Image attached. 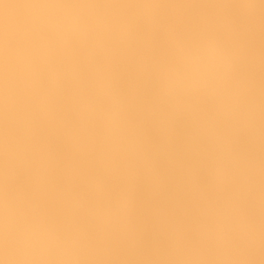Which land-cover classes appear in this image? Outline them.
Returning <instances> with one entry per match:
<instances>
[{
  "label": "clouds",
  "instance_id": "9594fccd",
  "mask_svg": "<svg viewBox=\"0 0 264 264\" xmlns=\"http://www.w3.org/2000/svg\"><path fill=\"white\" fill-rule=\"evenodd\" d=\"M103 7L45 0L20 37L0 38V59L18 57L32 89L0 161V264H91L121 252L147 264H228L249 255L264 224L257 199L264 193V122L246 71L240 19L182 53V65L153 71L152 135L137 102L113 80L78 81L68 117L81 133L74 148L83 156L54 179L56 158L34 130L49 115L39 90L55 83L39 50L52 39L86 50L106 36L134 40L130 27ZM14 87L10 75V94ZM140 178L169 204L152 229L137 215ZM18 182L21 192L12 187ZM192 201L199 207L189 220ZM44 203L58 206L68 223L54 222Z\"/></svg>",
  "mask_w": 264,
  "mask_h": 264
},
{
  "label": "rangeland",
  "instance_id": "374dc122",
  "mask_svg": "<svg viewBox=\"0 0 264 264\" xmlns=\"http://www.w3.org/2000/svg\"><path fill=\"white\" fill-rule=\"evenodd\" d=\"M41 1L42 2H38V0H30V3H29V0H27L26 1V4H25L24 3L25 2L24 0H21V1L17 0V1H14L15 4H14V6H12L13 4H10V3H12L13 0H8V1L7 0H0V16H2L3 19L5 18L4 21L9 18V20H7V21H9V22L11 21L12 23L14 22L15 24L19 23L18 26H17L18 30L15 32L16 34L12 33L16 29L13 30V29H11V28L8 27V26L11 25L10 24L11 22L8 23V26H6V27L9 28V31L10 30H12V31L8 32V28L6 29V31L3 30L2 32H5V33L3 34L1 32V35H0L1 37L0 38H3L4 37L3 35L6 36L8 33H12V35L14 34L13 37H17V35H18L17 33H19V34L22 35L24 33V31H25V26L23 27L22 24L25 25V22L27 24V22L31 20L30 18L33 17V13H32L33 11L32 10H36L35 6L38 5V4H40V3L45 2V0H41ZM54 1L50 0L51 3L52 2H54V3H63L64 2V0H58L60 2H56L57 0H54ZM84 1H86V0H83L82 2L84 3ZM87 1L84 4H87ZM106 1L102 2V0H98V1L97 0H91V1H88V2L91 5H98L99 4L101 6L106 7V5H105V3H107ZM16 2H18V5H19V6H17L18 8H16V6H15L16 5ZM47 2H48V0H47ZM70 2H68V3H70ZM76 2H78V3H76ZM76 2H74V3L80 4L79 3L80 0H77ZM113 2H114V0H113ZM113 2H112V0H110V2H109L110 4L111 3L113 4V7H112V16L117 21H119V22H121L123 24L128 25L130 27V31H131L132 35L135 37V39L125 42V41H122L119 38V36H116V35L112 36V57L113 56L115 57V58L113 57L112 60L116 59L118 62L121 61L123 64H125L127 66H130L131 65L134 68L135 67H138V66L140 68V67H142V64H143V68L146 70V75L148 74L147 75L148 79H146L147 82L149 81V72H150V74H152L153 71L156 68L160 67L161 65L169 66V67H173L174 64H175L174 67H176L177 65L178 66L179 65H182V63H183L182 53L187 52L189 49H191L192 47H194L195 45H197L202 39L217 34V31L219 30V28H220L221 25H227L231 21H234L236 19H240L243 22V30L241 32L240 39H241V42L243 44V47H244V50H245V54L246 55H250L251 57H252L251 54H254L253 56H255L256 58H258L259 57L257 55V53H258L259 55L262 56L261 58H259V61L255 57H253V58L255 59V61L257 60L259 62V63L256 62L257 64H260V61L263 62V63L261 62V64L259 66H257V67L254 64L255 67L258 69V71L261 69L260 72H257V69L256 68H255V71H253V74L254 73L257 74V77L258 78L255 77L256 76L255 74H254L255 75L254 78H251L250 76H249V78L251 79L252 84H254L253 86L256 85L255 86L256 92L258 90V86H260V85H261L259 87L260 91L261 92H264V74H263L264 73L263 72L264 70H262V69H264V60H263L264 59V57H263L264 56L263 55L264 54V3H261V0H124V1L123 0H120V1L117 0L114 3ZM7 3H9L8 5H11L13 9H14V7L16 8V9H14L15 12L14 13L12 12V15L14 16L13 18H12V16L10 17L9 15H7V11H6L7 8L4 9L6 6H8ZM20 3H22V4H20ZM65 3H66V0H65ZM109 3H107V4H109ZM24 4L26 6L28 4V7H26V6L23 7V11L24 12L21 14L20 13L21 12L20 10L22 8H20V5H24ZM29 4H30V6H29ZM4 5H6V6L4 7ZM11 6H10V8H11ZM19 8H20V10H19ZM13 9H11V11H13ZM24 9L27 10V11H25ZM113 9H115V10H113ZM16 10H17V12H16ZM18 10H19V12H18ZM103 10L107 12V10H105L104 8L102 9V11ZM9 11H10V9H9ZM25 12H27V13L25 14ZM34 12H36V11H34ZM16 13L21 14L22 17H20L17 14V16H18L19 19L17 18L15 20L14 18L17 17L16 16ZM10 15H11V13H10ZM23 15L26 18V19L24 18L26 20V21L24 20L25 22H23ZM154 15H155V17H153ZM195 15H196V17H195ZM2 17H0V18H2ZM192 17H194V18H192ZM197 17H199V18H197ZM204 17H206L204 20L201 19V18H204ZM216 17H218V18H216ZM21 18H22V21L20 22L19 20H21ZM196 18L199 19V20H197ZM3 19H1L0 22L3 23ZM7 21H5L6 24L4 22L3 25H7ZM6 27L5 26L2 27V24H1V27L0 28L4 29ZM12 35H11V37H12ZM21 35H18V37L21 36ZM9 36H10V34L8 36H6V38L9 37ZM104 38H106V43H109L108 38L107 37H104ZM104 38H102V39H104ZM121 42L123 43V45H121L122 48L119 47L120 45L118 44V43L121 44ZM43 46L45 48L43 47L44 49L41 48L39 50V54H40V56L42 58V61H43L44 65H45V63L47 64L48 60H49V62L51 60H53L51 62V64L50 63L47 64V66L50 65V67L52 66L53 68L51 70L48 69L49 67L48 68L46 67V68L48 70V73H50L49 75H55V77L58 79L57 80L54 76H52L51 78L54 80L55 83H54V85L48 86L47 88H49L50 91H51V88L53 86L55 87L58 84L56 86V88H55L57 92L54 93V91H53L54 88H52V92H53V95L55 94L57 96L58 100H61L62 101V105L63 106L62 105L60 106L61 101L55 100L56 98L53 99V97H55V95L52 96V95H48L47 94L49 97L52 96V99H51V97L50 98L48 97V98L51 101H55L54 104L56 103L57 105L53 106L54 105L53 102L52 103L51 102H46L45 103V101L44 100L43 101L48 106V109L49 110L51 109L50 110L51 112H53V110L54 111L56 110V112H57V110H59V109H60V111H65L67 109H68L67 111H69V107H70V105H68L69 102H67L68 100L65 101L64 99L69 98V96L71 95V90L72 89L74 90L75 86L78 83V81H77L78 79H75L76 77L74 78V80L76 81L75 86H73L71 84V83H73L74 80L73 81L72 80H67L68 79V77H66L67 74L69 72L71 73V69L70 70L68 69L69 66H70L68 63H70V61L73 60L74 61L73 64L76 65L77 62L79 64V61L81 62V57H79V56H81L83 53L85 54V52H83L84 48L80 44L74 43L72 41H69V40H59V39H56V40L55 39H52L50 41H47ZM93 48L95 49V46ZM93 48H91L90 50H92ZM115 48H116V50H117V48H119V49L116 51ZM131 49L133 51H135V53H138V54H133L132 53L133 51H131ZM114 50L116 52H114ZM118 51H119V53H118ZM120 51H121V53H120ZM113 52L116 55H113L114 54ZM66 53H68V54H66ZM249 53H251V54H249ZM260 53H262V54H260ZM33 54H36V50L35 49H33ZM70 54H72V57H71ZM117 55H118V57H116ZM121 56L122 57H127V58L126 59L125 58L123 59ZM132 56H133V58H132ZM250 56H247V57H250ZM48 57L50 59H48ZM54 58H55V60H59L60 61L59 64H57L58 62L57 63L54 62L55 61ZM128 58H130V59H128ZM127 59H128V61H127ZM254 59H252V60H254ZM248 60H250V58ZM248 60H247V64H249L248 63ZM117 61H115V63H118ZM166 61L169 62V64ZM255 61H252V63H255ZM155 62H157V63H155ZM135 63H137L138 65L137 64L135 65ZM148 63H150V64H148ZM52 64L53 65L55 64L56 66L58 65L55 68H56V70H59V69L60 70L59 71L53 70L55 68H54V66ZM119 64H121V63H119ZM67 65H69V66H67ZM145 65L146 66H149L150 69L153 70V71L149 70V67H146ZM254 65H248V66L252 68V66H254ZM64 66H67V68L64 67ZM154 66H155V68H154ZM248 66L246 67V71H247ZM261 66H262V68H260ZM63 67H64V69H63ZM143 68H141V69H143ZM77 69H78V67H77ZM16 70H19V71L16 72L19 75H17L15 73ZM52 70L54 71V74H53V71ZM248 70H250V69L248 68ZM7 71H8V73L10 75L12 73L13 74H16L15 75L16 77L13 74L12 75L14 76V78H17V79H14V80H17V81H15V87L13 89L14 92L12 91V95L10 93H8L9 91L7 89L8 88V79H9V76H8L9 74H6ZM20 71H22V68H21V66L19 64V58L18 57H14L13 60L10 61L9 63H5V61L3 59H0V73H1L0 74V78H1L0 79V87L1 88L3 87V89L0 88V97H1L0 98V101L2 102L3 98L6 99L5 98V95L7 93H8V95H6V96H9V97H7L6 100H3V103L0 102L1 103V105H0V110H1L0 111V125H1V122H2L1 120H3L6 116L8 117V118H5V120H3V122H2V124L3 125L5 124V125L4 126L2 125L3 127L0 126L2 128V129H0L1 137L3 136V139L2 140H4V138L6 137L5 140H4V142H6V140L8 139L7 137H9V136H7V135H9V134H7V132H10V130H9L10 128L8 129L7 132H3V129H4V127H6L4 129V131H6L7 128H8L7 126H10L9 124L8 125H6V124L9 123V120L12 118V116H13V118H15L18 115V110H16V108L18 106L17 109H19L20 104H21L20 102H22V99L20 97L21 96H24L26 92H30L32 90L31 87L29 86L30 84H27L28 83L27 81H25V80L21 81L24 78H21L20 77V76L23 77V74ZM55 71H56V73H55ZM250 71H252V69ZM57 72H59V73H57ZM64 72H66V73H64ZM249 72H247V75H248ZM58 74H59V77L57 76ZM60 74L62 75L61 78H60ZM250 74H252V72H250ZM253 74L251 76H253ZM259 74H260V76H259ZM7 76H8V78H7ZM19 78H20V80H19ZM69 78H70V74H69ZM59 79H61V80H59ZM19 81L21 82V84H20ZM75 81H74V83H75ZM260 81L263 82V87H262V84L261 83L260 84L257 83V82H260ZM66 82H71L69 84H71L74 88H72L70 86L72 89L69 88V91H68L67 88L69 86H67V85H69V84H67ZM3 83H5V85L2 86L1 84H3ZM24 83H25V85H24ZM65 84H67V85H65ZM19 86H21V87H19ZM27 86H29V87H27ZM62 86L64 87L63 90H62V88H63ZM60 87H62V88H60ZM65 87H66V89H65ZM43 89L44 88L40 89V91L43 90ZM3 90H5V91H3ZM66 90H67V92H66ZM255 90H254V87H253V92H255ZM2 91H3V93H2ZM40 91H39V94H41L42 92H43L42 94H44V91L49 92L47 89L46 90H43L42 92H40ZM52 92H51V94H52ZM58 92H60L62 94L63 93L66 94V93H69V92L70 93L67 94L66 96L64 94L63 96H65L66 98H64L62 96L64 98L63 99L59 95L60 93L58 95L56 94ZM42 96H41V98H42ZM45 96H46V94H45ZM45 96H43V97H45ZM59 96H60L61 99H59ZM11 99H13V100H11ZM255 100H256V104L258 106V102H260V99H257L255 97ZM16 102H17V105H16ZM65 102L68 103L67 104L68 106L66 104H64ZM261 102H263V104L260 103L257 108H261L262 109L261 111H263L264 110L263 109L264 108V99ZM7 103H8V105H9L10 108L8 107ZM3 104L4 105L6 104V105L4 106ZM65 105H66V109H62V108H65ZM5 107H6V109H5ZM14 107H15V109H14ZM9 110H12V111H10V113H13L12 116H10L11 114H9ZM258 110H260V109H258ZM4 111H6L8 114L7 113H4ZM258 112H260V111H258ZM263 112L261 113L262 115H264ZM57 114L59 115L58 118L57 117H54L55 116V112H54V114L52 113V115H53L52 117L54 119L51 118V116H48L47 122H44V124L46 125V124H48V120H51V123H50L51 125L50 124H48L46 126H44V124L40 125V127L41 126L42 127L44 126L43 127L44 129H41V130H43L41 134L40 133L38 134L37 131H36V133L38 135H40L43 138L45 137L44 138L45 140H43V141L46 142V144L48 143V145L45 144L46 146H49L50 144L51 145L53 144V143H50L49 144V141L50 140L47 139V137H49L50 139H52V137H53L52 134L55 133L52 130L54 129V131H55L56 126H59V124H56V123H59V122L61 123L63 121V115L64 114L59 113V111L57 112ZM3 115H6V116H4V118H3ZM259 116H261V115H259V113H258V117ZM56 118L57 119L60 118V119L57 120ZM262 118H263V121H262ZM260 119H261V122H264V117L263 116L259 117V120ZM6 120H7V122H6ZM14 120H10V121H14ZM10 124H11V122H10ZM61 125H62V127L65 126V125H63V123H61ZM35 127L38 128V129L35 128L36 130H40L39 126H35ZM52 127H53V129H52ZM64 128L67 129V127H64ZM64 128H57L59 130L58 132L60 134H63V132L66 131ZM61 129H63V130H61ZM4 133L7 134V135L5 136ZM45 134H47V135H45ZM1 137H0V141H1ZM59 139H60V137H59ZM60 140L61 141H59V143L61 142L62 144L61 143L60 144L63 145L62 139H60ZM4 142L1 141V143H0V151L2 153L4 151V147L3 146H5V144H3ZM57 142L54 140V144H56ZM60 144H58L56 146H58V148H59L60 147L59 146ZM49 147L51 149V146H49ZM1 148H3V150H1ZM52 149L55 150V146H53ZM52 149H51V151H52ZM1 152H0V154H1ZM53 155H54V157L56 156L55 154H53ZM1 156L3 157V154L0 155V158L2 159ZM57 160L59 161V158L56 159V164L58 163ZM64 173H63V175H64ZM13 186L16 187V190L18 189V192H21L22 189H24V185H23L22 182H18L17 184H15ZM18 186H20V187H18ZM2 187L3 186L0 185V195L3 194V188ZM197 204H195V206H194L193 205V202H192L191 205H193V207L192 208L190 207V208L191 209H195V208L197 209V207H199V206H196ZM52 206L55 209L58 208V207H55V205H52ZM55 209H53V208L51 209L50 208V210L51 211L54 210L55 213H57V211L61 210L60 208L57 211ZM49 212L50 211H48V213ZM55 213L54 212L52 213L54 217L56 215ZM194 213H195V210L190 213V215H189L190 218L192 216L194 217ZM0 214H2V212ZM49 214L51 215V213H49ZM61 214H63V213H61ZM57 216H59V215H57ZM57 216L54 218V220L57 218ZM59 217L61 218L62 215L59 216ZM0 219H1V217H0ZM261 225L262 224L258 223L257 229L258 230L260 229L261 232L263 230V232H264V229H263L264 228V226H263L264 224L262 226ZM261 232H259V233H261ZM259 233L256 230L255 235H258ZM122 254L124 255V253H122V252L116 254V255L120 256V258L117 257L118 260H116L114 257L111 258V256L107 260H106V257H97V258L94 259L96 261L93 260L95 262L93 264H96L97 261L99 263V260L101 261L99 264H102V260L103 259L106 260V261L103 260V262H106V263H103V264H107L108 263L107 261L112 262L113 259H115L117 262L119 261L118 263H120V264H124V263L127 264L128 260L130 261V259H131V262H132L131 264H133V263H135V264H147V262L144 261V260H142V259L130 258L128 255H124L123 257H121ZM126 256H128V259L126 258ZM110 258L112 259L111 261H110ZM133 259H135L134 260L135 262L133 261ZM123 260H124V263H123ZM93 261H91V263ZM116 261L115 262H112V263L115 264V263H117ZM128 263L130 264V262H128Z\"/></svg>",
  "mask_w": 264,
  "mask_h": 264
},
{
  "label": "bare ground",
  "instance_id": "6f19581e",
  "mask_svg": "<svg viewBox=\"0 0 264 264\" xmlns=\"http://www.w3.org/2000/svg\"><path fill=\"white\" fill-rule=\"evenodd\" d=\"M8 1V0H7ZM14 1H17V0H13V2L12 3H10V4H13L12 6H14V4H15V2ZM19 1H21V0H19ZM25 2V4H26V1L27 0H24ZM52 1H54V0H52ZM71 0H66V3H68V2H70ZM77 1V0H76ZM75 0H72L70 3H74V2H76ZM83 0H80V4H84L86 1H84V3L82 2ZM88 1H91V0H88ZM87 1V4H89V2ZM98 1V0H97ZM104 1H106V0H104ZM103 0H102V2H104ZM110 2V0H107L106 2L107 3H109ZM115 1H117V0H114V2ZM120 1V0H119ZM124 1V0H123ZM11 2V1H10ZM23 2V1H22ZM38 2H42L41 0H38ZM48 2H50V0H48ZM55 2V1H54ZM54 2H52V3H54ZM56 2H60V1H56ZM101 2V3H102ZM112 2H113V0H112ZM113 2V3H114ZM29 3H30V0H29ZM63 3H65V0H64V2ZM76 3H78V2H76ZM76 3H74V4H76ZM107 3H105V5H106V7H103L105 10H107V12L108 13H110L111 15H112V7H113V4L111 3H109V4H107ZM9 3H7V5H8ZM20 4H22V3H20ZM20 5V8H22L21 10H20V8H19V10L21 11L20 13L22 14L24 11H23V7H25L26 5ZM103 4V3H102ZM99 5V4H98ZM112 5V6H111ZM115 5V4H114ZM6 5H4V7H5ZM10 6L11 5H8V6H6L4 9H10V11H9V9L7 10L6 9V11H7V15H9L10 17L12 16V18L14 17L13 15H12V12L14 13L15 12V10L14 9H16V8H18L17 6H19L18 5V2H16V8L14 7V9L12 8V6H11V8H10ZM29 6H30V4H29ZM32 6V5H31ZM26 7H28V4H27V6ZM102 8V9H103ZM107 8V9H106ZM115 8V7H114ZM11 9H13V11H11ZM102 9H100L101 11H102ZM19 10H18V12H19ZM25 10V9H24ZM113 10H115V9H113ZM25 11H27V10H25ZM33 12V16H34V14H35V12L34 11H36V10H32ZM104 11V10H103ZM16 12H17V10H16ZM31 12V11H30ZM10 13H11V15H10ZM27 12H25V14H26ZM17 14L18 13H16V16H17ZM21 14H18L20 17H22V15ZM32 15V14H31ZM26 16V15H25ZM194 16V15H193ZM202 16V15H201ZM204 16V15H203ZM219 16V15H218ZM0 17H2V16H0ZM153 17H155V15L153 16ZM195 17H196V15H195ZM221 17V16H220ZM18 18V16L17 17H15L14 19L16 20ZM25 17H24V15H23V22H25L26 20V18L24 19ZM192 18H194V17H192ZM197 18H199V17H197ZM196 18V19H197ZM206 17H204V18H201V19H205ZM216 18H218V17H216ZM223 18V17H222ZM1 19H3V17L2 18H0V20ZM5 19V18H4ZM4 19H3V23L2 22H0V27H1V24H2V27L3 26H8V23H10L9 21H7V20H9V18L7 19V20H5V21H7V25H3L4 24ZM19 19V18H18ZM29 19V18H28ZM31 19V18H30ZM29 19V20H30ZM25 20V21H24ZM195 20V19H194ZM197 20H199V19H197ZM20 22L22 21V18H21V20H19ZM152 21V20H151ZM202 21V20H201ZM14 23V22H13ZM12 22L9 24L10 26H8L9 28H11V29H16V30H14V32H12V33H14V34H16L15 32L18 30V28H17V26H18V24L19 23H17V24H13ZM5 24H6V22H5ZM22 24V23H21ZM20 24V25H21ZM22 26L24 27H26V22H25V25H23L22 24ZM8 27H6V28H4V29H2V28H0L1 30H0V35H1V32L3 31V30H5L6 31V29L8 28ZM9 28H8V32H10V31H12V30H10L9 31ZM3 34L5 33V32H2ZM12 33H8L6 36H8L9 34H10V36L12 35ZM21 33V32H20ZM2 34V35H3ZM14 34L12 35V37L14 36ZM18 35H21V34H19V33H17ZM18 35H17V37H18ZM4 37H3V39L5 38L6 39V36L5 35H3ZM9 36V37H10ZM1 37V36H0ZM20 37V36H19ZM107 38H108V40H109V43H106V38H104V39H100L99 41H97V43H96V45H95V49L93 48L92 50H85V48H84V50H83V52H85V54L82 56H79V57H81V62L79 61V64H78V62H77V64L75 65V64H73L74 63V61L72 60V61H70V63H68L69 65H67V66H69V70L71 69V73L69 72L68 74H67V76L66 77H68V79L67 80H74V78L75 79H78L77 81H80V80H82V79H84V78H86V77H89V76H94L97 80H99V79H101V78H107V79H111V80H113L118 86H119V89H120V91L121 92H123L125 95H127V96H129V97H131V98H133L136 102H137V104L139 105V107H140V109H141V111H142V116H143V120H144V126H145V129H146V131L148 132V134L149 135H152L153 133H152V125H151V106H152V104H153V91H152V89L148 86L149 84H148V82H147V80L146 79H148V77H147V75H146V70L143 68V64H142V67H140L139 68V66L138 67H132L131 65V67L130 66H127V65H125V64H123L121 61L120 62H118L116 59H114L115 61H117L118 63H115V61L114 60H112V58L114 57H112V36H106ZM8 38V37H7ZM56 40V39H55ZM119 40V39H118ZM117 40V41H118ZM119 45V47H121V45H123V43L121 42V44L120 43H118ZM44 46H42L41 48H43ZM45 48V47H44ZM43 48V49H44ZM122 48V47H121ZM119 48H117V50H118ZM52 50V49H51ZM115 50H116V48H115ZM114 50V52H116ZM121 50V49H120ZM124 50V49H123ZM131 51H133L132 49H131ZM113 52V53H114ZM139 52V51H138ZM118 53H119V51H118ZM120 53H121V51H120ZM133 54H138V53H135V51H133L132 52ZM66 54H68V53H66ZM140 54V53H139ZM249 54H251V53H249ZM260 54H262V53H260ZM65 55V54H64ZM71 55V57H72V54H70ZM69 55V56H70ZM113 55H116L115 53L113 54ZM252 55V57L250 56V55H246V57L247 56H250V57H247L248 59L250 58V60H248V63L249 64H247L246 65V67L248 66V65H256V67L257 66H259L260 64H261V62L262 61H260V64H257V63H259L258 61H259V58H261L262 56L261 55H259L258 53H257V55L259 56H257L256 54V56L258 57V58H256L255 56H253L254 54H251ZM264 55V54H263ZM51 56V55H50ZM116 57H118V55L116 56ZM122 57V56H121ZM120 57V58H121ZM253 57H255L257 60L255 61V59L253 58ZM264 57V56H263ZM70 58V57H69ZM115 58V57H114ZM123 59L125 58H127V57H122ZM131 58V57H130ZM130 58H128V59H130ZM132 58H133V56H132ZM254 59V60H252V59ZM48 59H50L49 57H48ZM72 59V58H71ZM122 59V60H123ZM128 59H127V61H128ZM54 60H55V58H54ZM264 60V59H263ZM53 60H51L50 62H49V60H48V62H47V64L48 63H50L51 64V62H52ZM66 61V60H65ZM124 61V60H123ZM136 61V60H135ZM134 61V62H135ZM252 63V61H255V63H250V62ZM16 62V61H15ZM55 63H57V64H59V60H55L54 61ZM131 62V61H130ZM137 62V61H136ZM167 62V61H166ZM257 62V63H256ZM65 63V62H64ZM119 63H121V64H119ZM138 63V62H137ZM137 63H135V65L137 64ZM146 63V62H145ZM155 63H157V62H155ZM160 63V62H159ZM168 64H169V62H167ZM263 63V62H262ZM47 64L45 63V67H49L48 69H52L53 67L51 66L50 67V65L49 66H47ZM141 64V63H140ZM148 64H150V63H148ZM53 65V64H52ZM61 65V64H60ZM133 65V64H132ZM134 65V66H135ZM138 65V64H137ZM175 65V64H174ZM174 65H173V67H174ZM255 65L254 66H252V68L251 67H249L248 66V68L251 70L252 69V71H250V70H248V68H247V72H252V74H253V71H255ZM54 66V68L55 67H57L55 64L53 65ZM67 66H64V67H66L67 68ZM146 66V65H145ZM172 66V65H171ZM178 66V65H177ZM180 66V65H179ZM64 67H63V69H64ZM77 67H78V69H77ZM146 67H149V66H146ZM158 67V66H157ZM46 68V69H47ZM141 68H143V69H141ZM154 68H155V66H154ZM254 68V69H253ZM260 68H262V66L260 67ZM257 69V68H256ZM53 70H56V68L55 69H53ZM52 70V71H53ZM60 70V69H59ZM59 70H56V71H59ZM142 70V71H141ZM145 70V71H144ZM149 70H151L150 69V67H149ZM261 70V69H260ZM260 70L258 71V69H257V72H260ZM262 70H264V69H262ZM17 71H19V70H16L15 71V73L17 72ZM48 71V70H47ZM56 71H55V73H56ZM151 71H153V70H151ZM14 72V71H13ZM22 74H23V72L22 71H20ZM51 72V71H50ZM67 72V71H66ZM66 72H64V73H66ZM250 72L248 73V76H250L251 78H254V76L255 77H257V74H253V76H251L252 74H250ZM264 72V71H263ZM57 73H59V72H57ZM63 73V72H62ZM1 74V73H0ZM5 74V73H4ZM6 74H9L8 73V71H7V73ZM13 74V73H12ZM11 74V75H12ZM17 75H19L18 73H16ZM16 74H13L14 76L16 75ZM50 74V73H49ZM53 74H54V71H53ZM69 74H70V78H69ZM250 74V75H249ZM262 74V73H261ZM264 74V73H263ZM262 74V75H263ZM150 72H149V77H150ZM6 76V75H5ZM8 76H10V74L8 75ZM8 76H7V78H8ZM51 77L52 76H54L55 77V75H50ZM58 77H59V74L57 75ZM61 74H60V78H61ZM259 76H260V74H259ZM16 77V76H15ZM18 77V76H17ZM21 78H23L22 76H20ZM53 77V78H54ZM6 78V79H7ZM56 78V77H55ZM54 78V79H55ZM64 78V77H63ZM62 78V79H63ZM258 78V77H257ZM1 79V78H0ZM14 79H17V78H14ZM57 79V78H56ZM65 79V78H64ZM19 80H20V78H19ZM24 79H22L21 81H23ZM58 80V79H57ZM59 80H61V79H59ZM66 80V81H67ZM3 81V80H2ZM15 81H17V80H15ZM56 81V80H55ZM71 81V82H72ZM75 81V80H74ZM74 81H73V83H74ZM7 82V81H6ZM20 82V81H19ZM25 82V81H24ZM57 82V81H56ZM65 82V81H64ZM71 82H66L67 84H69V83H71ZM73 83H71L73 86H75V84H76V81H75V83L73 84ZM257 83H261L262 84V87H263V82H257ZM19 84V83H18ZM20 84H21V82H20ZM27 84H29V82L27 83ZM26 84V85H27ZM67 84H65V85H67ZM71 84H69V85H67V86H69L68 88H67V90L69 91V88H74ZM258 84V85H259ZM2 86L3 85H5V83H3V84H1ZM24 85H25V83H24ZM52 85H54V84H52ZM58 85V84H57ZM56 85V86H57ZM64 85V86H65ZM254 85V84H253ZM257 85V86H258ZM7 86V85H6ZM17 86V85H16ZM30 86V85H29ZM29 86H27V87H29ZM51 86V85H50ZM56 86L54 87H52V88H54V93L55 92H57L56 91ZM66 86V87H67ZM71 86V87H70ZM77 86V85H76ZM75 86V87H76ZM256 86V85H255ZM255 86H253L254 87V90L256 89L255 88ZM261 86V85H260ZM260 86H258V90H257V92H256V90H255V92H253L254 93V96L257 98V99H260V102H258V106H259V104L260 103H262L263 104V102H261L263 99H264V92H261L260 91V89H259V87ZM19 87H21V86H19ZM31 87V86H30ZM63 87V86H62ZM62 87H60V88H62ZM66 87H65V89H66ZM1 88V87H0ZM5 88V87H4ZM51 88V87H50ZM52 88H51V91H50V89L49 88H47L46 87V89L49 91V92H46V91H44V94H42L43 92V90H46L45 88L43 89V90H39L40 92H42L41 94H39L40 96H45V94H46V98L45 97H43L42 96V98H43V100L45 101V103L46 102H53V104H54V102L55 101H51L49 98L51 97V99H52V96H54L53 95V92H52ZM71 88V89H72ZM1 89H3V87L1 88ZM8 89V88H7ZM16 89V88H15ZM64 89V87L62 88V90ZM75 89V88H74ZM263 89V88H262ZM30 90V89H29ZM67 90H66V92H67ZM3 91H5V90H3ZM3 91H2V93H3ZM23 91V90H22ZM72 91H73V89L71 90V93H72ZM14 92V91H13ZM51 92H52V94H51ZM61 92V91H60ZM60 92H58V93H56L57 95L60 93ZM9 93V92H8ZM8 93L6 94V95H8ZM16 93V92H15ZM70 93V92H69ZM69 93H60L59 95L61 96V98H66L65 96L67 95V94H69ZM18 94V93H17ZM26 94V93H25ZM52 95V96H48V95ZM62 94V95H61ZM65 94V96H63ZM3 95V94H2ZM5 95V98L7 99V97H9V96H6ZM11 95H12V93H11ZM60 96H59V99H61L60 98ZM63 96V97H62ZM19 97V96H18ZM49 97V98H48ZM68 97V96H67ZM70 97V96H69ZM1 98V97H0ZM21 99L23 98V96H21L20 97ZM56 98V99H55ZM63 98V99H64ZM6 99H4L3 98V100H6ZM16 99V98H15ZM53 99H55V100H57V101H61V100H58V98H57V96L55 95V97H53ZM3 100H2V102L1 103H3ZM11 100H13V99H11ZM17 100V99H16ZM19 100V99H18ZM65 101L66 100H68L69 101V98H67V99H64ZM8 101V100H7ZM67 101V102H68ZM9 102V101H8ZM67 102H65L64 104H68ZM1 103H0V105H1ZM10 103V102H9ZM21 103V102H20ZM58 103V102H57ZM48 104V103H47ZM4 105V104H3ZM2 105V106H3ZM6 105V104H5ZM4 105V106H5ZM7 105H8V103H7ZM16 105H17V102H16ZM19 105V104H18ZM49 105V104H48ZM52 105V104H51ZM55 105H57L56 103L53 105V106H55ZM62 105V101H61V104H60V106ZM66 105H65V108H62V109H66ZM69 105V104H68ZM67 105V106H68ZM12 106V105H11ZM59 106V105H58ZM63 106V105H62ZM257 106V107H258ZM7 107V106H6ZM6 107H5V109H6ZM8 107H9V105H8ZM13 107V106H12ZM51 107V106H50ZM10 108V107H9ZM17 108H18V106H17ZM16 108V110H18ZM58 108V107H57ZM56 108V109H57ZM60 108V107H59ZM3 109V108H2ZM14 109H15V107H14ZM13 109V110H14ZM55 109V108H54ZM257 109H260V110H258V111H260V112H258L259 113V115H261V116H263L264 117V115H262L261 113L264 111H261L262 109L261 108H257ZM264 109V108H263ZM51 110V109H50ZM49 110V115L48 116H51V118H53L52 116V113L54 114V112H55V116L54 117H57L58 118V114H57V112L59 111V113H62V114H64L63 115V121L61 122V123H63V125H65L64 127H67V129H65L64 127H62V125H61V123L59 122V123H56V124H59V126H56V129L57 128H64L66 131H64L63 132V134H60V139H62V142H63V145H61L60 143H59V141H61L60 139H53V137H52V139H51V143H53L52 145L50 144L49 146H51V149L53 148V146H55V150L54 149H52V152H53V154H55L56 156H55V158L57 159V158H59V161H58V163L55 165V168H54V179H60L62 176H63V173L64 172H66L67 171V169L69 168V167H71V166H73V165H76L79 161H80V159L82 158V156H83V153H78L77 151H76V149L74 148V145L77 143V141L79 140V138H80V135H81V133H80V131H79V129L77 128V127H75L74 126V123L69 119V117H68V112L69 111H67V110H65V111H60V109L59 110H57V112H56V110L54 111L53 110V112H51ZM1 111V110H0ZM3 111V110H2ZM8 111V110H7ZM10 111H12V110H9V114H11L10 116H12L13 115V113H10ZM4 113H7L6 111H4ZM258 113H257V115H258ZM264 113V112H263ZM8 114V113H7ZM61 114V115H62ZM57 115V116H56ZM4 116H6V115H3V118H4ZM16 116V115H15ZM14 116V117H15ZM261 116H259V117H261ZM259 117H258V119H259ZM2 118V119H3ZM5 118H8L7 116L5 117ZM5 118L3 119V120H5ZM12 118H13V116H12ZM10 119V120H14L15 118H13V119ZM56 118V119H57ZM54 119V118H53ZM60 119V118H59ZM59 119H57V120H59ZM62 119V118H61ZM3 120H1L2 122H3ZM9 120V123H7L6 125H10V122L12 123L13 121H10ZM56 120V121H57ZM51 121V120H50ZM260 121H261V119H260ZM262 121H263V118H262ZM2 122H1V127H3L4 125L2 124ZM5 122V121H4ZM6 122H7V120H6ZM45 122H47V120L45 121ZM58 122V121H57ZM65 123V124H64ZM44 124V123H43ZM49 124V123H48ZM48 124H46V125H48ZM55 124V125H56ZM3 125V126H2ZM45 124H44V126H46ZM51 125V124H50ZM43 126V127H44ZM0 127V129H2ZM8 128H7V130L6 131H4V129L6 128V127H4V129H3V132H7L8 131V129L10 128V126H7ZM42 127V126H41ZM40 126H39V128H40V130H36V129H38V128H36L35 126H34V129H35V131H37V133L39 134H41L42 133V131L43 130H41V129H44L43 127L41 128ZM54 127V126H53ZM53 127H52V129H53ZM46 128V127H45ZM55 129V131H54V129L52 130L53 132H58L59 130L57 129L56 130ZM10 130V129H9ZM61 130H63V129H61ZM47 131V130H46ZM45 131V132H46ZM2 132V131H1ZM52 132V133H53ZM5 134V133H4ZM7 134H9L10 135V132H7ZM7 134H5V136L7 135ZM37 134V135H38ZM9 135H7V136H9ZM45 135H47V134H45ZM53 135V134H52ZM51 135V136H52ZM62 135V136H61ZM4 136V137H5ZM40 136V135H39ZM0 137H1V134H0ZM6 138V137H5ZM5 138H4V140H5ZM7 138H9V137H7ZM41 138H43V137H41ZM45 138V137H44ZM43 138V140H45ZM3 139V136L1 137V141L2 142H4V140H2ZM47 139H49L50 140V138L49 137H47ZM54 140L57 142L56 144H54ZM1 141H0V143H1ZM7 141V140H6ZM6 142H4L3 144H5ZM45 144H46V142H44ZM58 144H60L59 146V148H58V146H56V145H58ZM46 145H48V143L46 144ZM48 146V147H49ZM2 147V146H1ZM3 147H5V146H3ZM57 147V148H56ZM1 150H3V148H1ZM1 152V151H0ZM1 154H3L2 152H1ZM0 154V155H1ZM54 156V155H53ZM58 156V157H57ZM2 157V156H1ZM3 158V157H2ZM0 161H2V159L0 158ZM13 187V190L14 191H17L18 192V189L16 190V187H14V186H12ZM18 187H20V186H18ZM17 187V188H18ZM3 188V187H2ZM24 189H22V191H23ZM2 193V192H1ZM2 195V196H1ZM0 195V213L2 212V214H0V217H1V219H2V217H3V213H4V209H3V204H2V199H3V194H1ZM257 199L258 200H260L262 203H264V193H262V194H258V196H257ZM193 202V205L195 206V204H197L195 201H192ZM137 203H138V207H137V215H138V219L140 220V222L142 223V224H144L147 228H149V229H152V228H155V227H158L159 225H160V221H161V216H162V213H164V212H166L167 211V209H168V207H169V204H168V201H167V199L164 197V195L163 194H160V193H157L155 190H154V188L152 187V185H151V183L149 182V181H147V180H145V179H143V178H140L138 181H137ZM192 204V203H191ZM193 205H191L190 207L192 208L193 207ZM196 206H199L198 204L196 205ZM43 207L45 208V210L47 211L48 209V211H50L49 213H51V215L49 214V216L53 219V221L54 222H56L57 224H60V225H65V224H67L68 223V221L66 220V218H65V216H64V214H61V213H63L61 210H59V211H57L58 209H59V207L58 206H55V207H58V208H54L51 204H48V203H44L43 204ZM50 208L52 209H55L56 211H57V213H55V211L54 210H52L56 215H55V217L57 216V215H59V216H61L62 215V217L60 218L59 216H57V218L54 220V216H53V212L50 210ZM198 208V207H197ZM192 211H194L195 210V212H196V208L195 209H191ZM47 211V212H48ZM191 211V212H192ZM61 212V213H60ZM190 212V213H191ZM59 213V214H58ZM190 215V214H189ZM194 215H195V213H194ZM193 217V216H192ZM192 217L190 218V216L188 217V219L190 220V219H192ZM59 218V219H58ZM263 225V224H262ZM261 225V226H262ZM264 226V225H263ZM262 229V228H261ZM264 229V228H263ZM256 230L258 231V233L259 232H261L260 231V229L258 230L257 228H256ZM262 232H263V230H262ZM261 232V233H262ZM261 233H259L258 235H254L255 237H253V240H252V248H251V253L249 254V255H247V256H243V257H236V258H233L232 260H230L229 262H228V264L230 263V264H264V232L261 234ZM257 234V233H256ZM258 238H257V237ZM121 255V254H120ZM124 255H126V254H124ZM123 254H122V256L121 257H123L124 256ZM115 258L116 260H118L117 259V257L118 258H120V256H118V255H113V256H111V258ZM110 258V261L112 260ZM126 258L128 259V256H126ZM125 258V259H126ZM130 258H132V257H130ZM129 258V259H130ZM101 259V258H100ZM107 259H109V257L107 258L106 257V260ZM115 259H113V261L112 262H115L116 260ZM124 259V258H123ZM137 259V258H136ZM102 260V259H101ZM104 261H106L105 259H103ZM103 260H102V264L103 263H106V262H103ZM135 259H133V261H134ZM93 261V260H92ZM94 261H96V260H94ZM92 262L91 264H93V263H95V262ZM139 261V260H138ZM101 261L99 260V263H100ZM108 263L107 264H114V263H112V262H109V261H107ZM117 262V261H116ZM119 262V261H118ZM117 262V263H118ZM126 262V261H125ZM128 262H130V264L132 263L131 262V259H130V261L128 260ZM127 262V264H129ZM135 262V261H134ZM98 263V261H97V263L96 264H99ZM117 263H115V264H117ZM123 263H124V260H123ZM138 263V262H137ZM118 264H120V263H118ZM124 264H126V263H124ZM133 264H135V263H133Z\"/></svg>",
  "mask_w": 264,
  "mask_h": 264
}]
</instances>
